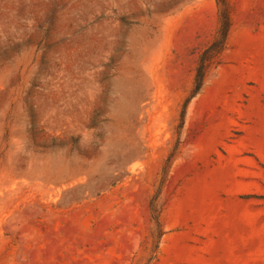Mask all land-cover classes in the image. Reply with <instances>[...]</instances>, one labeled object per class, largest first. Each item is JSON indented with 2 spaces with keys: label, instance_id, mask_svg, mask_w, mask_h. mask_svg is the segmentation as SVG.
<instances>
[{
  "label": "rangeland",
  "instance_id": "1",
  "mask_svg": "<svg viewBox=\"0 0 264 264\" xmlns=\"http://www.w3.org/2000/svg\"><path fill=\"white\" fill-rule=\"evenodd\" d=\"M227 1L186 106L215 0H0V264H264V0Z\"/></svg>",
  "mask_w": 264,
  "mask_h": 264
},
{
  "label": "trees",
  "instance_id": "2",
  "mask_svg": "<svg viewBox=\"0 0 264 264\" xmlns=\"http://www.w3.org/2000/svg\"><path fill=\"white\" fill-rule=\"evenodd\" d=\"M219 8V26L214 42L201 54L199 65L196 71L194 89L186 102H189L201 91L204 85L206 74L212 67L219 64V57L226 47V42L231 27V8L227 0H215ZM154 220L158 223V216L154 215Z\"/></svg>",
  "mask_w": 264,
  "mask_h": 264
}]
</instances>
